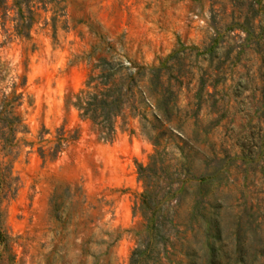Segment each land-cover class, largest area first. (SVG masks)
Returning a JSON list of instances; mask_svg holds the SVG:
<instances>
[{"label":"rangeland","instance_id":"374dc122","mask_svg":"<svg viewBox=\"0 0 264 264\" xmlns=\"http://www.w3.org/2000/svg\"><path fill=\"white\" fill-rule=\"evenodd\" d=\"M152 67L112 142L67 106ZM0 264H264V0H0Z\"/></svg>","mask_w":264,"mask_h":264},{"label":"trees","instance_id":"16d2710c","mask_svg":"<svg viewBox=\"0 0 264 264\" xmlns=\"http://www.w3.org/2000/svg\"><path fill=\"white\" fill-rule=\"evenodd\" d=\"M160 70L153 67L140 68L135 74L118 80L115 79L114 75L100 74L94 76L91 74L84 89L67 100V106L74 108L81 119L88 120L96 128L101 140L112 142L118 119L130 116L147 120L149 106L154 108V105L147 98L146 86L152 85L153 80H155L156 85L160 88L163 87ZM6 101L7 98L5 97L3 103ZM160 105L159 107L155 106V109L161 112V116L156 115L158 118L155 117L154 120L160 123V129L163 130V126L168 125L170 121L165 116L166 102L161 100ZM77 138V134L66 137L63 129L58 130L57 143L52 153L49 154L50 157H57L62 152L64 144L71 140L75 141ZM40 156L44 157V154L40 152ZM199 181L202 183L204 179H199ZM144 195L145 197L148 196V191L145 190Z\"/></svg>","mask_w":264,"mask_h":264}]
</instances>
